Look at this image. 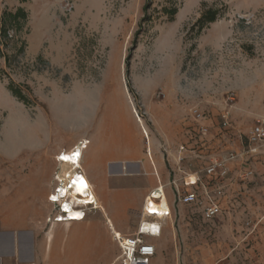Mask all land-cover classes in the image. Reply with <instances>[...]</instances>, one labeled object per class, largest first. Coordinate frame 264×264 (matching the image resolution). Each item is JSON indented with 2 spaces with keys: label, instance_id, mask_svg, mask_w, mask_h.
Wrapping results in <instances>:
<instances>
[{
  "label": "rangeland",
  "instance_id": "obj_1",
  "mask_svg": "<svg viewBox=\"0 0 264 264\" xmlns=\"http://www.w3.org/2000/svg\"><path fill=\"white\" fill-rule=\"evenodd\" d=\"M145 6V0H0V16L18 8L28 13L24 28L10 31L1 48L0 194L22 200L33 221L58 215V206L47 211L40 197L46 192L50 201L60 180L74 172L58 162L61 153L79 148L83 154L92 140L98 155L104 144L122 146L153 171L160 158L168 172L178 166L203 178L206 166L246 145L264 115V0H152ZM208 8L221 16L197 34L194 25ZM9 82L27 106L12 96ZM195 109L203 122L194 119ZM179 113L183 124L191 123V138L172 132L170 140L165 134ZM180 155L187 158L177 160ZM137 173L138 198L153 177ZM261 195L264 200V190ZM94 211L106 258L117 255L112 207L86 212ZM249 213L241 224L252 234L256 214ZM227 220L225 211L206 220L202 208L185 207L176 216L177 241L165 249L177 254L161 264H194L214 249L224 258L238 246L241 226L234 222L232 229ZM120 227L134 235L139 226L124 219L115 224Z\"/></svg>",
  "mask_w": 264,
  "mask_h": 264
},
{
  "label": "crops",
  "instance_id": "obj_2",
  "mask_svg": "<svg viewBox=\"0 0 264 264\" xmlns=\"http://www.w3.org/2000/svg\"><path fill=\"white\" fill-rule=\"evenodd\" d=\"M179 116L180 113L177 115L175 127L165 134L170 140L173 136L172 132L175 136L183 137L184 135L186 139L190 135L191 123L183 124L178 119ZM91 145L92 140L83 150L84 157L80 167L85 182L91 186L97 209L105 212L106 206L112 207L113 218H108L111 233L114 230L125 236H134L135 234L128 235L123 232L131 227H120L118 231L115 229V224L118 225L122 220L128 219L133 225L139 226L146 198L151 191L162 185L171 215L164 219H149L155 222L156 227L161 226L160 236L147 238L156 249V256L151 264H161L166 255L175 258L177 253L172 250L167 253L165 249L177 241L176 216L187 207L178 202L177 193L178 191L200 190L201 185L198 183L186 184V180L189 179L186 175L194 179L195 173L199 171L192 173L182 171L177 166L174 172H168L165 160L160 158L154 163L153 171L149 162L135 157L136 155H131L122 146L108 148L107 144H104L98 155L95 147ZM246 150V145L241 144L236 151L240 156L230 163L229 179L224 187L226 190H224L225 194L220 200V205L222 213L225 211L228 216L226 224H229L232 229H235L234 222H239V224L242 220L248 222L246 218H241L246 211L250 212L249 214H256L255 218H250V221L256 222L257 229L251 234L248 229L245 231L241 224L237 227L240 232L239 244L229 248L224 258H221L218 251L214 249V251L209 250V255L206 252L197 255L199 263L195 260L194 264H264V200L261 195L264 190L261 186L264 183L262 182L264 181V155H243L242 153ZM177 156H179L178 153L174 158L176 159ZM185 158L187 157L180 155L177 160L183 161ZM143 171L151 174L153 179L137 198L133 195L136 183H138L136 178L140 175L137 172ZM250 171L253 175L249 180L244 181L238 177L239 174ZM202 179L206 184L212 185L213 183L208 177ZM249 186L252 187V193L249 191ZM40 199L41 203L46 205L47 211L55 205L48 200L46 192ZM251 202L255 204L254 207L251 206ZM22 204V200H18L12 194L8 195L6 192L0 194V264H114L119 257L118 253L106 258L102 240L103 229L102 226H97L96 217L93 215L95 211L88 212L84 219L77 221L58 223L53 220L57 216L55 214L43 219L36 218L33 221L30 211L23 208ZM85 206L89 207V205ZM80 215L81 213L77 215V218ZM251 242L253 243L250 244ZM207 256L208 260H206ZM178 264L190 263L182 260Z\"/></svg>",
  "mask_w": 264,
  "mask_h": 264
},
{
  "label": "built area",
  "instance_id": "obj_3",
  "mask_svg": "<svg viewBox=\"0 0 264 264\" xmlns=\"http://www.w3.org/2000/svg\"><path fill=\"white\" fill-rule=\"evenodd\" d=\"M233 100V99H231ZM192 115L194 119L198 122H203L204 115L199 112L197 109L192 110ZM225 120L224 126L228 125V117L223 116ZM200 131L205 134L208 131L206 126H202ZM83 148L85 145H82ZM246 151L242 153L243 155H254L261 156L264 155V115L257 118L251 130L248 132V137L246 139ZM73 155V154H71ZM64 156L63 153L60 154V157ZM240 154L234 153L226 157H222L219 160L214 161L213 163L206 166L203 170L204 177L212 179V185L205 183L200 177V172L195 173V178L191 179L189 175H186L189 179L186 180L187 185H192L193 183H198L201 185L200 190H192V192H182L178 191L177 200L186 206H198L202 208L203 214L206 220L213 219L222 214V208L220 205V200L222 199L224 193V187L228 181L230 174V163L234 162ZM58 158V162L65 163L64 160ZM82 160V159H81ZM81 163V162H80ZM78 166V167H77ZM74 169L73 174L76 176H82L83 173L80 169V164L73 165ZM78 174V175H77ZM253 172H245L239 174L241 180L247 181L252 177ZM74 179L69 183V176L67 175L65 179H61L59 184L60 186L56 189L55 193L52 194L49 199L50 201L58 206V215L54 217V221L58 223L77 221L82 220L86 217L87 208H93L97 206L96 200H94L91 206H83V202L77 200L73 201L69 195L62 194L65 191V188L71 189ZM90 185V184H89ZM91 193V186L88 188ZM56 195L69 200L72 203V209L80 211L81 215L75 220L74 216H71L69 212L59 202H55L52 197ZM63 196V197H62ZM62 206V207H61ZM165 211L163 212V209ZM162 209V210H161ZM142 219L139 222L138 231L134 236H125L120 233H116L112 230L113 240L117 243L119 247V257L116 259L114 264H151L152 259L156 256L155 246L148 242L147 238L150 236H160L161 235V226L157 225V228H154V221H149L150 218L154 219H164L171 215V210L167 206L164 195V186L159 185L155 190L151 191L148 197L145 200L143 206ZM51 220V219H49Z\"/></svg>",
  "mask_w": 264,
  "mask_h": 264
},
{
  "label": "trees",
  "instance_id": "obj_4",
  "mask_svg": "<svg viewBox=\"0 0 264 264\" xmlns=\"http://www.w3.org/2000/svg\"><path fill=\"white\" fill-rule=\"evenodd\" d=\"M146 1V10L149 9V5L152 0ZM177 13V9H172L169 14L171 15V19ZM221 10L218 8H208L204 10L201 14V17L198 19L197 23L194 25V28L197 30V34H200L201 31L209 26L210 24L215 23L218 20V17L221 16ZM28 13L24 11L22 8H18L16 11L8 12L4 11V13L0 16V57L5 56L1 48L6 47L10 42L9 33L12 30L21 31L25 24L27 23ZM8 89L11 92L12 96L18 99L24 105H28V98L22 92V90L13 82L8 83Z\"/></svg>",
  "mask_w": 264,
  "mask_h": 264
},
{
  "label": "bare ground",
  "instance_id": "obj_5",
  "mask_svg": "<svg viewBox=\"0 0 264 264\" xmlns=\"http://www.w3.org/2000/svg\"><path fill=\"white\" fill-rule=\"evenodd\" d=\"M73 153H79V155L74 156L72 158L73 155H71V154H73ZM63 155L69 156L71 158L70 161H65V163H63V164L70 165L71 167L75 164L79 165L81 162V159L83 157L79 148L75 149V151H73L71 153H63ZM68 176H69V183L72 181V179H74V182L71 183L72 184L71 189H68V187L65 188V191L62 192V194H64L63 196L65 197V195H69V197L72 198L74 202H76L77 200H80V202H83V206H85V205L91 206V204H93L95 198H93L92 191H91V193L89 192L88 188L90 186L85 182L84 176L82 175V176L74 177L75 175L73 174V172L69 173ZM53 197H56L55 202H59L61 205L63 202H65V204L62 205L64 207V209H66L65 205H67V209H66L67 212H69L71 216H74L75 220L77 219V215L80 214V211H78V210L76 211V210L72 209V203L69 202L68 199H66V198L62 199L61 197L56 196V195H54ZM97 207L98 206H96L95 208L97 209ZM164 211H165V208L163 209V212ZM153 225H154V228L156 229L157 227L155 226V224H153Z\"/></svg>",
  "mask_w": 264,
  "mask_h": 264
},
{
  "label": "snow or ice",
  "instance_id": "obj_6",
  "mask_svg": "<svg viewBox=\"0 0 264 264\" xmlns=\"http://www.w3.org/2000/svg\"><path fill=\"white\" fill-rule=\"evenodd\" d=\"M78 155H79V153H73V156H78ZM60 159L64 160V161H70L71 158L69 156H61ZM52 199L55 200L56 197H52ZM65 208L67 209V205H65Z\"/></svg>",
  "mask_w": 264,
  "mask_h": 264
}]
</instances>
